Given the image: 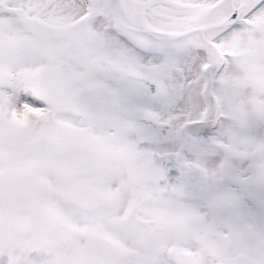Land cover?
I'll list each match as a JSON object with an SVG mask.
<instances>
[{
  "label": "snow or ice",
  "instance_id": "snow-or-ice-1",
  "mask_svg": "<svg viewBox=\"0 0 264 264\" xmlns=\"http://www.w3.org/2000/svg\"><path fill=\"white\" fill-rule=\"evenodd\" d=\"M0 264H264V0H0Z\"/></svg>",
  "mask_w": 264,
  "mask_h": 264
}]
</instances>
